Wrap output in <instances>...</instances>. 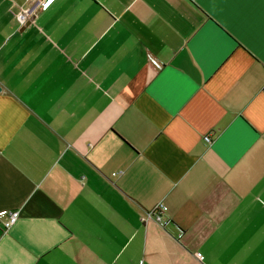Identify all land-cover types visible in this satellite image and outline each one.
Instances as JSON below:
<instances>
[{
    "label": "crops",
    "instance_id": "crops-1",
    "mask_svg": "<svg viewBox=\"0 0 264 264\" xmlns=\"http://www.w3.org/2000/svg\"><path fill=\"white\" fill-rule=\"evenodd\" d=\"M42 1L0 0V264H264V0Z\"/></svg>",
    "mask_w": 264,
    "mask_h": 264
},
{
    "label": "built area",
    "instance_id": "built-area-1",
    "mask_svg": "<svg viewBox=\"0 0 264 264\" xmlns=\"http://www.w3.org/2000/svg\"><path fill=\"white\" fill-rule=\"evenodd\" d=\"M51 1V0H50ZM49 3V0H43L39 5L40 7H45ZM30 12L28 10H22L17 13V19L19 22H24L26 17H28ZM204 139L209 142L211 138L209 136H205ZM165 207L161 204L154 206L150 211L146 213V216H155V218L160 221L162 224H165L166 221L161 219V211H164ZM19 211L18 210H9V211H1L0 212V229L2 231L7 230L18 218Z\"/></svg>",
    "mask_w": 264,
    "mask_h": 264
},
{
    "label": "water",
    "instance_id": "water-1",
    "mask_svg": "<svg viewBox=\"0 0 264 264\" xmlns=\"http://www.w3.org/2000/svg\"><path fill=\"white\" fill-rule=\"evenodd\" d=\"M1 88H2V87H1V85H0V90H1Z\"/></svg>",
    "mask_w": 264,
    "mask_h": 264
},
{
    "label": "snow or ice",
    "instance_id": "snow-or-ice-1",
    "mask_svg": "<svg viewBox=\"0 0 264 264\" xmlns=\"http://www.w3.org/2000/svg\"><path fill=\"white\" fill-rule=\"evenodd\" d=\"M49 2H50V0H49Z\"/></svg>",
    "mask_w": 264,
    "mask_h": 264
}]
</instances>
